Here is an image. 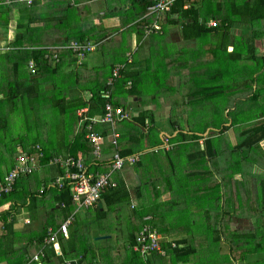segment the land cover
I'll list each match as a JSON object with an SVG mask.
<instances>
[{"label": "crops", "instance_id": "obj_1", "mask_svg": "<svg viewBox=\"0 0 264 264\" xmlns=\"http://www.w3.org/2000/svg\"><path fill=\"white\" fill-rule=\"evenodd\" d=\"M76 1H78L77 5ZM152 1L154 2V0ZM177 1L178 0L175 2ZM133 2L134 0L40 1V12L42 15L40 17V22H37L35 26L40 27V38L42 39H40L41 42H39V39L36 41L37 37L35 36V45H37V48H48L63 40L65 37H63L62 34L64 29L60 28L63 21L64 28H70L72 31L70 37L73 39L65 38L68 39V42L74 40L84 44H90L94 47L92 51L85 54L82 61H76V58L71 52H62L66 51V49L62 50V53H60L63 57H59L58 54L55 53L57 59L53 58L54 62L60 64V68L54 75L57 76V80H55L54 77L50 80L51 87L71 89L70 84L68 86L65 84L66 82H73L80 85L81 89L88 90L89 92L88 99L86 100H78L76 97H72V99L69 100L70 105L68 106H72L71 109L81 102H87L91 97V90L89 88H102L101 84H107L109 80L111 68L117 64L123 63L125 65V70L127 69L126 72L130 75L129 80L132 84L131 89H126L122 84L115 82V85L110 88L111 101L120 104L118 106L123 107L127 114L126 119L116 122L125 121L127 123H132L135 127H143V132L147 133V131L154 128L153 122L157 123L160 120L164 121H160L161 124L164 125H160L158 128L155 127L157 136L159 140L162 141L159 146L161 148H167V143H171L170 149H164L165 152H173L176 147L186 149L192 146V150H185L183 159L184 164L181 169L182 172L187 173L190 177H194L196 174L201 173L202 170V172L206 170L204 165L205 156L208 158L207 160H210L211 158L208 157V154L212 155L213 158L220 152H224V148L222 149L220 142L217 143L207 138L208 132H206L205 123L214 121L215 110L214 108L210 109L204 106H225V108L229 106L232 108V119L229 125L233 127V131L230 127L224 126H222L224 127L223 130H221L222 127L214 129V136L216 138L219 135L220 137L228 136V133L231 131L227 142L229 148L238 147L241 141V138L239 141L236 139L237 133L236 131L234 132V126L236 124L251 122L252 120L253 122H257V125L263 124L261 118L264 116V19L254 20L249 14H246L248 9L253 5L254 0H191V4L190 2L185 3L183 9L186 10L191 6L193 7L192 15L198 17L197 25H192V17L181 18L179 13H172V6L170 12L159 17L160 31L151 33L156 34L158 37L150 41L147 51L145 50L146 52H139L141 43L145 44L146 39L150 37V33L148 34L145 32V23H152L156 19V16L148 13L147 8L144 12H140L142 10L141 0H136L134 4ZM73 5H76V10L70 12L69 10ZM58 13L61 16V20L57 23V26L53 24L49 25V22L57 18ZM23 18V16L15 14V18L10 20L7 25L6 34L4 30L0 31V60H2V65H0L1 106L13 102V100H8L6 98L8 95V93H6L7 87L9 86L8 82L14 80L26 83L32 78L30 75V78L27 77L29 74L27 73V62L24 65L19 64L16 68L14 67L16 61L13 62L12 65L7 64L9 63V58L7 57H13L17 60L20 54L18 51L22 49L21 47L15 46L12 41L16 33L24 32V30L19 31V29L24 28L18 26L20 21L24 20ZM222 18H226V21H221ZM211 22H216V25L212 26ZM143 24H145L143 27L144 29L141 30ZM11 28H14V34L9 32L11 35H8V30ZM46 36L49 38L52 37L51 40L48 41ZM77 37L84 38V40L74 39ZM43 38H45V40H43ZM30 42L31 41L26 38L22 47L25 49L30 47ZM165 44L171 46L178 45L180 47L181 50L179 54L182 56L183 62H179L177 67L192 65L189 71L179 72L177 74L184 82V86L182 85L180 88L178 85L173 83V85H171L168 82V78L171 76L170 71L162 70L159 72L161 66L159 63L160 60L171 54L169 51L159 50ZM94 52H97V54ZM21 55H23V52H21ZM148 60L151 61L150 68H152V71L155 73L152 82H156L158 77H162L161 80H164L167 85V92L174 87L182 103L185 104V109L182 110L184 113L180 116L182 120L181 123L186 126L185 129L177 125L176 122L179 121L171 119L170 109L164 111L165 106H169L164 105L165 103L155 105L151 102L142 107L138 106L136 109L134 108V106L141 101V92L138 86L139 83H145L146 77H144V69ZM18 62H20V60H18ZM70 64H72V66ZM7 67H10V70H8ZM190 77L191 86H188ZM227 86H232V88L226 91L225 89ZM150 88L151 91L154 92L160 90L159 86ZM46 95L47 94L42 92L40 93V90L36 97H34L35 95L31 97L24 95V97L18 98V102L10 105L12 106L11 109L7 108L0 111V128L9 130L11 132L9 141H14L11 146H9L10 142L7 143V150L6 145H3V143L0 144V152L7 154V159L10 157L12 158L10 163L5 164L7 167L2 173L5 174L13 166L16 156L20 153H26L31 158L32 164L37 162L39 165L31 174H20V177L15 182V189L19 188L24 191L26 185L34 189H36L35 186L37 185H39L40 188L45 186L63 172L62 166L51 162L52 158L57 155H60L61 158H66V156L70 154L68 151L66 153H50L46 148L40 145L39 142L29 141L30 138L27 134H20L21 131L13 127L15 125L12 116L15 114L16 105L19 104L22 106L28 115L29 113L35 112V104L36 108L39 107L40 109V101H44V105L47 104V99H45ZM53 107H57L58 111L63 116L67 112H64L63 105L60 107L58 103H55ZM95 108L96 110L94 107L87 104L75 110L79 126L78 130L67 140L65 144L66 147L72 143L76 144L81 141L79 139V133L83 129L85 130L87 124H85L83 117L97 119L99 115L102 114L98 107ZM80 109L85 110V112L80 113ZM220 110H216L217 116H219ZM224 110L227 111L228 109ZM229 113L230 110L227 111L226 114L228 115ZM48 123L51 122L48 121ZM115 123H93V129L101 136V144L99 156L94 155L93 151L92 153L94 158H101L102 163L97 161H95V163L94 161H89L87 163L86 160H91L92 156L91 159L87 158L85 160V156L82 154L88 173L95 174L109 170V163L114 153L117 151L120 154H122L121 151L124 150L127 151L125 154L135 153L134 147L137 142L135 140H120L121 134L115 131L117 125ZM167 124H171V130L167 131ZM199 124H201V126H199ZM113 132L118 134L116 145L111 142ZM170 132H172V134H169ZM238 135L241 137L240 132ZM153 137L154 135L151 136L150 133V135L146 137V140L148 142H154L152 139ZM133 143L135 145H133ZM66 147L63 148L66 149ZM211 147L213 148L212 152ZM224 147H226V144ZM30 148L31 151L28 150ZM254 149L258 151L257 154L259 155L253 153ZM46 153L49 155H46ZM79 153L81 152L79 151ZM243 157V160L249 158L253 161L250 165L251 173L245 174V176L250 182L253 178H258V186L262 189L264 194V139H262L257 146L248 148L247 154ZM140 161L141 159L139 158V164ZM239 161H242V158ZM96 162L98 166L95 165ZM170 164L171 166L169 169L174 173L172 162H170ZM185 165H187L186 168L184 167ZM47 166L54 167L50 174L43 171ZM126 167L128 166L122 167L119 171L113 173V178L117 181L118 185H121V191H124L123 193L126 192V198L129 199L128 203L130 209H132L135 208L136 205H134L131 198L136 196L141 197L138 189H140L142 181L140 179L141 175L133 172V175H136L139 181V183L134 186L132 178H130L132 172L126 169ZM167 179V184H169L170 181L169 186L171 187V185H173V180L170 177ZM160 188L161 186L157 187V189ZM253 188H255V186H253ZM152 193L157 194V192L154 191H152ZM48 194V198L32 199V201L29 198H13V194L8 195L6 198H0L1 218L4 217V213H8L9 215L5 217V224L7 226L3 227V224H0V264H61V262L65 260V257L60 256L63 251H70L72 253L70 256L72 257H74L76 253L77 244L72 246L68 242L70 231L79 230V235H76V240L78 241L82 239V235H85V233L87 234L92 229L97 230V232H94L97 234H92L94 239L105 238L109 237L107 234L110 229L117 226L119 230V226L125 221L120 213L122 212V207L118 208L117 205L112 204L111 206L107 205L102 199L91 207L80 208L79 210H76V206L73 203V208L71 206L68 210L70 212L72 208V211L70 214L68 212L66 218H64L63 215V217L57 221H54L56 220L54 219L50 223L45 222V227L41 232L39 230V233H30L29 237H27L28 233L25 232L31 230L32 227L37 224V218L40 216H44L45 218L47 215L44 210L46 202L50 203L52 209L62 210L64 208L63 204H61L62 202H60L58 198H55L52 192ZM127 199L124 202L125 205H127ZM211 199L213 201V198ZM223 200L227 202V198H223ZM30 208H33L35 213L29 210ZM42 210L44 211L42 212ZM21 212H24V215H21ZM126 214L129 218L132 212L128 211ZM151 214H156L161 220H158L157 217ZM152 217L156 219L155 223H157V225L165 221L162 219H165V217L160 210H155L154 207L149 208L146 213L141 216L140 220H149L152 219ZM77 218L86 221V226L83 231H81L83 229L82 226H75ZM97 218H101L103 228L97 226ZM67 219H70V223L68 224L67 237H65L58 228L60 224ZM241 219H243L244 226L249 225L250 221L246 217L235 218L233 222ZM140 220L138 221V225L141 223ZM125 223L128 225L126 221ZM107 225H109V228H104ZM147 225L151 226L158 233L160 239L161 234L157 230L158 227H154L152 222L147 223ZM103 229H107V233L101 234L100 231ZM49 230H51V233ZM123 230L125 233V229ZM52 235L54 236V240L51 241L49 238ZM119 235L122 234L119 233ZM12 240L15 241L18 246H12L10 244ZM111 240L115 242L117 238H111ZM192 240L195 241V238L192 237ZM55 242L58 243V248L53 250L51 245ZM51 251L55 252V255H52V263L42 262L40 258H38V260H32L34 255L39 257L44 253L50 255ZM197 253V259H193L191 256L188 262L182 264H229L224 253H220L216 245L211 248L200 247L199 250L196 248V253L194 254ZM200 254H205V256L201 257ZM24 258L25 262L23 263L17 261V259L23 260ZM71 259L74 258H67V260Z\"/></svg>", "mask_w": 264, "mask_h": 264}, {"label": "rangeland", "instance_id": "obj_2", "mask_svg": "<svg viewBox=\"0 0 264 264\" xmlns=\"http://www.w3.org/2000/svg\"><path fill=\"white\" fill-rule=\"evenodd\" d=\"M76 1V5H77ZM76 5H73L70 12H74L76 10ZM2 16V14H0ZM61 20V16L57 15V18L55 20H52L48 24H53L57 26V23ZM5 32H7V25L1 24L0 31L3 29ZM60 28H63L64 31L62 32L63 36H69L72 34V31L70 28H64V22L62 21ZM25 29H19V31H22ZM34 31V30H33ZM14 34V28H11L8 30V35H11L10 33ZM34 34L36 35L37 39L40 41V27L35 29ZM149 36V35H147ZM145 36V37H147ZM3 37V36H2ZM156 34H151L150 37H148L144 43H141V46H139L140 51H147V48L149 46V43L151 40L155 39ZM15 40V38H14ZM14 40L12 42H14ZM148 41V42H147ZM144 45V46H143ZM15 46L20 47V44H15ZM160 51H169L171 53L169 56L164 57L160 60V68L159 72L162 70H168L171 72V76L168 78V82L173 85H178V87L184 86V82L181 80L180 76H177L179 72H187L192 67L190 66H178L179 62H183L182 56L179 54V51L181 50L178 45L171 46L165 44ZM145 51V52H146ZM97 54V52H94ZM47 55V54H46ZM45 55V56H46ZM48 56V55H47ZM46 56V57H47ZM23 55L21 53L18 55L17 60L13 57H7L9 58V65H12L13 62L22 60ZM52 58V57H51ZM53 59V58H52ZM54 60V59H53ZM87 61V60H86ZM88 62V61H87ZM150 62L146 63L145 71H144V77L145 83H139V90H140V97L141 101L137 103V105L134 106L136 109L138 106L142 107L145 104H150L153 102L155 105H159L160 103H165L164 111L170 109L171 111V119L176 122L177 125L180 126V128L185 129L186 126L182 124L181 115L184 113L182 110L185 109V104L182 103L181 98L179 97L178 92L175 90L174 87H172L170 91L167 92V85L164 82V80H161L162 77H158L156 82H152V78L155 75V73L152 71V68H150ZM191 63V62H190ZM0 65H2V60H0ZM72 66V64H70ZM130 65V64H129ZM128 66V65H127ZM8 70H10V67H7ZM28 76H34L36 74V62H35V73L31 74L29 69H27ZM30 75V76H29ZM55 80H57V76H54ZM35 79L38 80L39 86L41 85V91L44 94H47L45 96L46 103L44 105V101H40V109L39 107L36 108V104L34 106L35 113H27L24 111V108L20 106L19 104L16 105V110L14 111L15 114L13 117L14 128H17L19 131H21L20 134L29 136V141H37L42 145L48 152H59V153H66L65 150L67 140L72 136V134L78 130V119L76 115V111L74 108L71 109V107H68V111L63 116L58 111L57 107H53L55 103H58L61 107L62 105L64 107H67L70 105L69 100L72 99V97H76L78 100H86L88 99V90L81 89L80 85H77V83L73 82H66V86L70 84L71 89H59V87H51L50 80L42 79V84H40V76L36 77ZM165 79V78H163ZM173 83V84H172ZM160 87V90L157 92L151 91L150 87ZM188 86H191V77L189 78V84ZM187 86V87H188ZM73 87V88H72ZM232 86H227L226 91L231 89ZM18 102L15 100L16 103ZM12 104V103H11ZM11 104H6L4 106L0 105V111L12 108L10 106ZM50 107V108H47ZM208 107L210 109L214 108L215 110V118L214 121L211 123H205L206 132H208V137L211 141L220 142L222 145V149L224 148L223 153H219L216 156H214L212 159L207 160L208 158L205 156V168L204 172L201 171V173L196 174L194 177H190L187 173L182 172V165L184 164L183 159L185 155V150H192L193 147H187L179 148L176 147L175 151H166L170 149L171 143H167V148L163 147L161 148L159 146L160 143H162L161 140H159L156 132V128H158L161 124L160 121L157 123L153 122V129H150V131H147V133L143 132V127H135L132 123L127 122H116L115 124V131L121 134L120 140H131L136 141L137 144L134 147L135 153L136 151H139V158L141 159L140 164L139 162L125 166L126 169L131 170V177L133 181V185L136 186L139 181L137 180V176L133 175V172L139 173L141 175L140 179L142 181V185L138 191H140V195L131 198L134 205H136L135 208L130 209V205L127 200V205L124 203H120L117 205V207H122V218L129 223L130 225L138 226V215L146 212L149 208L154 207L155 210H160L162 215L165 217V223L166 225L169 224L171 226L172 235H170L167 239H179L184 237H194L196 241V248L198 250L200 247H212V242L208 240H205V235L211 236L212 233H220L221 229V220L220 217L224 215L222 212L224 211H230L226 217L230 218L229 225L232 230L234 227L236 228H244L243 219L237 220L236 222H233L235 218H242L244 217L243 211H245V217H252L250 208L257 209L259 202L261 199L264 198V194L262 192V189L259 188V179L253 178V180L250 182L249 179L245 176V174H250L251 172V164L253 163L252 160L249 158L244 159V155L247 154L248 148H240V147H231L227 146L228 142V136L231 133V131L228 133V136H221L220 135L216 138L214 136L215 131L214 129H218V127H230V129L233 131V127L229 125L230 120L232 119V108L228 106V108H225V106L221 107H212V106H204ZM220 110L219 116H217L216 110ZM224 109L230 110V113L227 115V111ZM182 112V113H181ZM27 115V116H26ZM164 118V117H161ZM159 120V119H158ZM51 122V123H48ZM164 122V121H162ZM166 122V121H165ZM257 125V122H242L239 124H236L234 126V132L236 131L237 136L236 139L239 141L240 136L238 135L239 132H241L245 128H249L252 126ZM168 130H171V124H167ZM201 126V124H199ZM150 127V126H149ZM205 132V133H206ZM217 132V131H216ZM4 133V134H3ZM151 136L154 135L152 138L154 142H148L146 140V137L148 135ZM18 134V133H17ZM169 134H172L170 132ZM168 134V135H169ZM174 134V133H173ZM206 135V136H207ZM11 137V132L9 130H3L0 128V144L3 143V145H6L9 143V138ZM14 143V141H11L9 143V146H11ZM226 144V147L224 145ZM258 145V144H257ZM256 145V146H257ZM63 146V147H61ZM151 149V150H149ZM165 149V150H164ZM154 151V152H153ZM11 152V151H9ZM180 152V153H179ZM254 154H257L258 151L256 149L253 150ZM259 155V154H257ZM13 156V155H11ZM7 154H3V152H0V172L4 171L6 169L7 163L11 162V157L7 159ZM242 161H239L241 160ZM255 158V157H254ZM172 162L174 173L169 169ZM124 166V167H125ZM187 165L184 167L186 168ZM123 167V168H124ZM46 169L43 170L47 172L48 174L51 173V170L54 169L52 166L45 167ZM7 173V172H6ZM5 173V174H6ZM173 173V174H172ZM2 173V180L3 175ZM202 175V176H200ZM116 176V174H115ZM171 178L173 180V185L171 187L169 184H167V178ZM136 179V180H135ZM170 179V180H171ZM158 186H161L160 189H157ZM255 186V188H253ZM36 189H39L40 192V186H35ZM26 185L24 187V191L17 188V193L13 195V198H29L28 194L30 191L34 192L32 198H48V195L46 197H40L37 193V190ZM13 190V188H12ZM11 190V191H12ZM152 191L157 192V194L152 193ZM51 195V194H50ZM50 198V196H49ZM213 198V201L212 199ZM223 198H227V202H224ZM258 198V200H257ZM230 199V201H229ZM50 200V199H49ZM241 200H250L249 207L247 205H240L237 207V204ZM41 201V200H40ZM51 201V200H50ZM232 207V208H231ZM262 207V204L260 202V207L257 210L263 211L261 215H264V207ZM33 213H35L33 208H30ZM44 210L46 211L47 215L40 216L37 218V224L32 227L31 230L25 232L28 233L27 237H29L30 233H39V230H41L45 227V222H52L59 220L61 217H63V211L52 209L50 206V203H47L44 205ZM42 210V212L44 211ZM134 211L136 215L134 217L128 218L126 212L128 211ZM151 210V209H150ZM21 215H24V212L20 213ZM257 215V213H256ZM225 218V215H224ZM260 218V217H259ZM261 219L264 220L262 217ZM220 220V221H219ZM124 222H122L121 226L123 229L128 228V225ZM250 223L248 225V230L252 229L256 226L253 224L251 225V222L255 223L256 217H252L249 219ZM75 226H82L84 230V227L86 226V221L81 218L76 219ZM223 222V221H222ZM264 222V221H263ZM31 228V227H29ZM40 228V229H39ZM107 230V229H106ZM105 229L101 230L100 233H107ZM230 230V231H232ZM97 232V230H90L88 234L92 236V234H97L94 232ZM93 232V233H92ZM99 233V234H100ZM82 234V233H81ZM109 236L111 238H116L119 235V230L117 228H112L108 231ZM214 234V235H216ZM87 234L82 235V239L84 240ZM99 236V235H96ZM123 237V235H122ZM84 238V239H83ZM208 238V237H207ZM85 241V240H84ZM119 241V240H117ZM111 242L107 247L110 250V252H114L115 250L119 249L116 242ZM69 244L74 246L77 244L76 253L74 256L77 255L79 252L78 248H80V244L70 239ZM122 242V241H120ZM10 244L12 246H18V244L15 241H11ZM190 244V243H189ZM208 244V245H207ZM221 244V243H220ZM112 245V246H110ZM204 245V246H201ZM207 245V246H206ZM214 245V244H213ZM260 247L258 249L259 252L253 253L254 255L248 256L246 258L245 262L237 260L232 262H229V264H264V239L260 243ZM36 246V245H34ZM174 246V244H172ZM119 247H122L121 244H119ZM256 247L255 241L251 243L249 246L248 251H250L252 248ZM159 248L164 252L161 254L160 252H157L160 256H166L167 252L166 250L159 244ZM106 252L107 249H106ZM201 257H204L205 254H200ZM193 259L198 258V253L192 255ZM1 258V257H0ZM34 257H32V260ZM205 260V258H204ZM18 262L23 263L25 262V258L23 260L17 259ZM179 264H182L181 262ZM222 264V263H220Z\"/></svg>", "mask_w": 264, "mask_h": 264}, {"label": "trees", "instance_id": "obj_3", "mask_svg": "<svg viewBox=\"0 0 264 264\" xmlns=\"http://www.w3.org/2000/svg\"><path fill=\"white\" fill-rule=\"evenodd\" d=\"M136 0H134L133 4L135 3ZM142 2V10L140 12H144L146 8H148L151 4H152V0H141ZM190 2L191 4V0H178L177 2H175V4L173 5L172 8V13H179V16L181 18H190L192 17V25H197V20L198 17L192 15L193 12V7L191 6L190 8H187L186 10L183 9V5L185 3ZM0 14H2V16H0V25L4 24V25H8L9 21L15 18V14L21 15L23 16L24 20L20 21V24L18 25L19 27H23L25 30L23 33H16L15 36V40H14V44H20V47L22 49H19L18 53L23 52V59L20 60V62L16 61L15 62V68L20 64V65H24L26 64V62H28L29 60H33L34 62H36V74L34 76H31V80L27 81L26 83H22V82H18V81H14L11 80V82L9 83V86L7 87V91L6 93H8L7 95V99L8 100H13V102H15V100H19L18 98L20 97H24V95H27L29 97L35 95L34 97L37 96V94L42 92L41 91V85L39 86L38 80L35 79L36 77L40 76V84H42V79H46V80H51V78L54 77L55 73H57V71L60 68V64L57 62H54V60L51 58L53 53H57L59 57H63V55L60 53L62 52H67L66 51H62L63 49H53L52 45L50 47H48L47 49L45 47L43 48H37V45H35L36 43L34 42V37L36 36L34 34L35 29L39 28L37 26H35V24L37 22H40V17H41V12H40V2H35L31 5H26L24 3H18V2H14V0H12L10 3L8 4H0ZM246 14H249L250 17H252L254 20H259V19H264V0H254L253 5L248 9V12ZM154 20V19H153ZM159 20V19H158ZM223 22L226 21V18H222ZM150 23V22H149ZM219 23V21H218ZM148 24V23H145ZM142 26L141 30H143L144 25ZM23 25V26H20ZM33 25V26H32ZM4 30V29H3ZM34 30V31H33ZM5 31V30H4ZM7 31V30H6ZM6 34V32H5ZM62 36V35H61ZM47 37V36H46ZM64 37V36H63ZM28 38L31 42L30 47L28 48H24L22 47L24 45V40ZM52 37H47L48 41L51 40ZM65 38H72L69 36H66L63 38V40H61L59 43L54 44L55 45H59V44H65L68 42V39ZM42 39V38H40ZM73 39V38H72ZM77 40H84V38H74ZM38 39L36 38V41ZM43 40H45V38H43ZM42 40V41H43ZM33 41V42H32ZM41 42V41H39ZM19 47V48H20ZM62 51V52H61ZM70 53V51H68ZM48 56H47V55ZM47 57H46V56ZM114 67V66H113ZM112 67V68H113ZM112 68L110 71H112ZM127 70V69H126ZM126 70H123L121 72V77L114 79L113 82V86L116 83H120L123 86L125 85V83L129 80L130 75L126 72ZM126 73V74H125ZM111 76V74H110ZM108 84H101L102 88H93L90 87L89 89L91 90V97L87 102H81L76 106H73L74 110H76L79 107H83L85 105H90L91 107H94V109L96 110L95 107H98L99 110L102 112H104V105L106 103V101H109L112 103L113 106H118L120 104H116L114 102L111 101L110 96L109 97H104L102 96V91L106 90L108 88L107 86ZM128 89H131L128 88ZM12 102V103H13ZM64 112L68 111V106L64 107ZM124 109V108H123ZM125 112V110H124ZM126 113V112H125ZM101 114V115H102ZM87 123V121H85V124ZM224 127H222L221 130H223ZM105 133V131H104ZM241 135V141L238 145V147L240 148H251L256 146L262 139H264V123L260 124V125H255L252 126L250 128L247 129H243L240 132ZM80 142L74 144H70L66 147V151L70 152L69 155L73 156V157H81L82 159L85 156V160L87 158L92 159L91 160H86V162L88 163L89 161H97L99 163H102L101 158L99 157H93V153H92V145L86 140L85 138V130L83 129L80 133ZM78 138V137H77ZM27 150V148H26ZM31 151V148L28 149ZM213 148L211 147V152H212ZM79 151L81 153H79ZM127 151H121V153L123 155H125ZM84 156H83V155ZM46 155H49L48 153H46ZM208 157L212 159V155L208 154ZM96 162V166H98ZM93 165V164H92ZM5 171V169H4ZM3 171V172H4ZM0 181H2V171L0 172ZM16 184V183H15ZM15 184L13 185V192L10 191L9 193H1L0 194V198H6L8 195H15L18 194L17 193V189H15L16 187ZM45 186L42 192H38L37 193L40 197H45L46 194H48L49 192H52L55 198H58V200H60V202H62L61 204H63V209L62 211L64 212V218H66L68 216V210L70 209V207L72 206L73 208V201L71 199V191H70V186L69 185H65L62 189H58V188H53V187H47ZM121 185L117 183V186L115 188H110L107 191L103 192L99 198V200L102 199V201H104V203H106L107 205H118L120 203H124L126 201V192L123 193L124 191H121ZM34 192L30 191V193L28 194L29 199L32 201V199H39V198H32L33 197ZM42 199V198H41ZM98 200V201H99ZM128 200V199H127ZM258 200V198H257ZM249 202L250 200H241L238 204L237 207H239L240 205H247L249 207ZM262 207H264V198L260 200ZM260 202L258 205V208L260 207ZM72 208L69 212V214L72 211ZM232 208V207H231ZM257 208V209H258ZM257 209H252L250 208V213L251 215H253L252 217H256V221L254 223L253 221V225L256 226L252 229H247L248 226H244V228L240 229V228H235L232 230V228L229 227V225L227 223H229L230 218L226 217V215L229 214L230 211H222L225 215H222L220 217L221 220V229H220V233L216 234L215 232L211 234V236H207L205 235L204 239L211 241L214 245L217 246V249L220 253H224V255L226 256V260H228V262H234L237 260L243 261L245 262L246 258H248V256H252L254 255L253 253L255 252H259L260 249H258L261 245V241L264 239V220L261 219L262 217L264 218V215H261L263 213V211L261 210H257ZM132 215L130 217H134L136 214L134 212L133 215V210L131 211ZM146 213V212H145ZM145 213H142L140 215H138V218L140 220L141 216ZM243 215L245 217V211H243ZM257 213V215H256ZM103 215V214H102ZM155 217H157L156 214H151ZM9 216L8 213L5 214L4 213V217L1 218V214H0V224H3V227H6L7 225L5 224L6 222V218ZM101 217V216H100ZM129 217V218H130ZM252 217H246L248 219L252 218ZM260 217V218H259ZM158 220H161L160 217H157ZM164 220V218H162ZM147 221V222H146ZM154 227H158L157 230L158 232L161 234V237L159 239V244L166 250L167 255L166 256H160L157 253H152V254H147L144 255V253H141L140 251H135L133 249V246L135 244V235L137 233V231L139 230L140 226L144 223H151ZM156 219L154 217H152V219H142L140 220V225L135 226V225H130V221L128 223V228L125 229V233L124 230L122 229L121 226H119V233H121L123 235H119L117 236V241L116 244L118 246L119 249L115 250L113 253L110 252V250L108 249V245L106 246V242L110 243L111 242V236L109 237H105V238H99V239H94L93 236H90L87 233V236L85 237V241L84 240H76V235H79L78 232L79 230H73L70 231V235H69V240L70 238L74 239L75 241H77L81 246L80 248H78V250H80L76 256L72 257L70 256V254H72L70 251L66 250L62 252V257H65V260L63 262H61V264H179L181 263H186L189 261L190 257L196 253V241L192 240V237H182L179 239H172V240H168L167 238L172 235V230H171V226H169V224L166 225L165 222H162V224H158L155 223ZM220 221V220H219ZM223 221V222H222ZM100 222V223H99ZM251 224V225H252ZM97 226L98 227H102L103 228V224H101V218H97ZM104 228H109V225H107ZM114 228H117V226H115ZM121 229V230H120ZM123 230V231H122ZM232 230V231H230ZM216 234V235H214ZM109 235V234H107ZM75 237V238H74ZM208 237V238H207ZM122 241V242H120ZM255 241L256 247L252 248L250 251H248L247 248H249V246L251 245V243ZM172 243L174 244V246H172ZM190 243V244H189ZM221 243V244H220ZM119 244L122 245V247H119ZM212 244V246H214ZM208 245V244H207ZM112 246V245H110ZM51 248L53 249V245H51ZM76 249V248H75ZM106 249L108 252H106ZM54 250V249H53ZM55 252L51 251V254H47L44 253L42 256H40V261L42 262H47V263H52V255ZM40 255V252H39ZM74 258L71 260H67V258ZM225 260V261H226ZM224 261V262H225Z\"/></svg>", "mask_w": 264, "mask_h": 264}, {"label": "built area", "instance_id": "obj_4", "mask_svg": "<svg viewBox=\"0 0 264 264\" xmlns=\"http://www.w3.org/2000/svg\"><path fill=\"white\" fill-rule=\"evenodd\" d=\"M12 0H0V4H8ZM46 1V0H14V2L24 3L26 5H31L35 2ZM69 1V0H66ZM71 1V0H70ZM176 0H154V2L147 8V12L155 15L156 19L152 23L145 25L146 33H153L160 31L159 17L167 12H170L173 3ZM212 26L216 25V22H211ZM53 49H66L70 51L76 58V61H82L85 54L92 51L94 47L90 44H84L78 41H69L65 44H59L52 46ZM52 58L57 59L55 53L52 54ZM27 67L31 74L35 73V62L29 60L27 62ZM125 70V65L117 64L112 68L111 76L107 84L111 86L114 79L121 77V72ZM132 82L128 80L124 87L126 89L131 87ZM110 90L107 89L102 92V96L107 97ZM85 112V110L80 109V113ZM127 118V114L124 112L123 107L113 106L111 102L106 101L104 105V112L97 119L83 117L84 121H87L85 127V138L92 145V151L94 155L99 156L100 154V134L93 129V123L99 122L101 124H114L116 121L123 120ZM262 123H264V116L261 118ZM116 132L112 133L111 142L112 144H117ZM139 161V152L133 154L122 155L118 151L114 153L112 160L109 163V170L99 173H88L84 160L81 157H73L71 155L66 156V158H61L57 155L52 158L51 162L53 164H59L63 167V172L52 181H50L45 186L55 187L62 189L65 185H69L71 189V199L76 206V210L80 208L91 207L95 204L101 194L110 188H115L117 186V181L113 178V173L119 171L126 164L133 165ZM39 165L37 162L31 163V158L26 153H20L16 156L13 166L4 175L3 180L0 181V194L10 192L15 184L16 180L20 177L19 175L24 173H33ZM40 188V192L43 191L44 187ZM70 219L60 224L58 230L67 237L68 224ZM51 233V230H49ZM51 241L54 240L52 235L49 238ZM54 249L58 248V243H53ZM135 251H140L144 255L154 254L164 252L159 248V235L158 233L146 223L142 224L135 235V244L133 246ZM43 255V254H42ZM40 255V256H42ZM39 256L34 255V260H38Z\"/></svg>", "mask_w": 264, "mask_h": 264}, {"label": "clouds", "instance_id": "obj_5", "mask_svg": "<svg viewBox=\"0 0 264 264\" xmlns=\"http://www.w3.org/2000/svg\"><path fill=\"white\" fill-rule=\"evenodd\" d=\"M49 1H53V0H49ZM39 2H40V1H39ZM46 49H47V48H46ZM107 86H108L107 89L110 90V88L113 87V84H112L111 86H109V85H107ZM107 89H106V90H107ZM104 91H105V90H104ZM102 92H103V91H102ZM109 96H110V93H109V95H108L107 97H109ZM104 97H105V96H104ZM99 116H100V115H99ZM8 193H9V192H8ZM53 249H54V246H53ZM39 258H40V257H39Z\"/></svg>", "mask_w": 264, "mask_h": 264}]
</instances>
